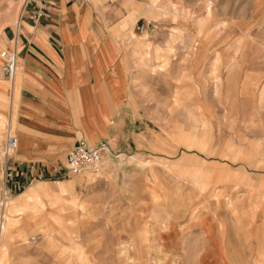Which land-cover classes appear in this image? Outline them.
Masks as SVG:
<instances>
[{
	"label": "rangeland",
	"instance_id": "obj_1",
	"mask_svg": "<svg viewBox=\"0 0 264 264\" xmlns=\"http://www.w3.org/2000/svg\"><path fill=\"white\" fill-rule=\"evenodd\" d=\"M87 1L121 54L122 140L13 187L0 116V264H264V0ZM34 4L0 0V52Z\"/></svg>",
	"mask_w": 264,
	"mask_h": 264
},
{
	"label": "crops",
	"instance_id": "obj_2",
	"mask_svg": "<svg viewBox=\"0 0 264 264\" xmlns=\"http://www.w3.org/2000/svg\"><path fill=\"white\" fill-rule=\"evenodd\" d=\"M34 2L25 8L27 19L16 40L13 87L0 73V116H9L19 140L10 165L16 169L13 184L21 186L57 175L81 140L118 146L129 116L121 54L97 24L99 5ZM123 23L130 37L133 23Z\"/></svg>",
	"mask_w": 264,
	"mask_h": 264
},
{
	"label": "built area",
	"instance_id": "obj_3",
	"mask_svg": "<svg viewBox=\"0 0 264 264\" xmlns=\"http://www.w3.org/2000/svg\"><path fill=\"white\" fill-rule=\"evenodd\" d=\"M138 30L140 32L145 31L144 25H139ZM18 51L16 48L12 50H2L0 52V72L9 81H12L17 73L18 69ZM6 144L4 148L5 160V177L6 183H9L13 179L15 168L11 167L10 160L19 147L18 137L13 134L11 127L9 126L6 131ZM109 151V147L105 143H101L97 146H90L86 141H79L76 146L69 152L66 164L58 174L62 177L74 176L83 174L89 170L98 168L104 159L105 154ZM13 187H19L14 185ZM18 189V188H17ZM4 194L8 195V185L5 184Z\"/></svg>",
	"mask_w": 264,
	"mask_h": 264
},
{
	"label": "bare ground",
	"instance_id": "obj_4",
	"mask_svg": "<svg viewBox=\"0 0 264 264\" xmlns=\"http://www.w3.org/2000/svg\"><path fill=\"white\" fill-rule=\"evenodd\" d=\"M18 70V69H17ZM17 74V73H16ZM8 129V128H7ZM32 191H33V189H32ZM31 191V192H32ZM3 224V227H1V231H0V236L2 237L3 236V234H5V232H6V230H7V227H6V223H2ZM2 226V225H1Z\"/></svg>",
	"mask_w": 264,
	"mask_h": 264
}]
</instances>
